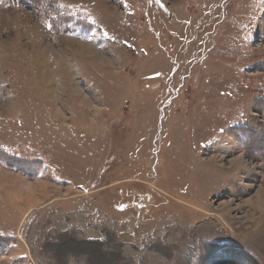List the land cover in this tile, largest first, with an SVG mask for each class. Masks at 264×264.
<instances>
[{
    "label": "rangeland",
    "instance_id": "1",
    "mask_svg": "<svg viewBox=\"0 0 264 264\" xmlns=\"http://www.w3.org/2000/svg\"><path fill=\"white\" fill-rule=\"evenodd\" d=\"M40 3L0 0V264H264V0Z\"/></svg>",
    "mask_w": 264,
    "mask_h": 264
},
{
    "label": "crops",
    "instance_id": "2",
    "mask_svg": "<svg viewBox=\"0 0 264 264\" xmlns=\"http://www.w3.org/2000/svg\"><path fill=\"white\" fill-rule=\"evenodd\" d=\"M15 170V171H13ZM11 171L16 172L24 177H27L25 175V173L18 171L17 169H13ZM14 174V173H12ZM38 179H41V177H38ZM25 196V195H24ZM22 203V201H17V198H15V202L12 204L10 203L6 209L3 211V214L0 215V219H5L7 220L6 224L0 222V235L1 236H8L11 237L13 239L16 240V244H20L18 245H12V247H10L6 254H10L9 258L10 259H14L15 255L11 256V253H16V249H18L21 246V249L23 248L24 250H26V248H24L22 246L21 243H18L20 241H23V243L25 242L24 239H22L21 237V228L23 227V222L25 221V219L28 217V214L31 212L33 205L31 198L25 196L23 199V202H27V204H29V206H26V208H23L24 206H20L19 203ZM10 209V210H9ZM9 211V212H8ZM19 250V249H18ZM19 258L24 259L25 261H27L29 259V254H27L26 252H20L19 253ZM16 256V257H18Z\"/></svg>",
    "mask_w": 264,
    "mask_h": 264
},
{
    "label": "trees",
    "instance_id": "3",
    "mask_svg": "<svg viewBox=\"0 0 264 264\" xmlns=\"http://www.w3.org/2000/svg\"><path fill=\"white\" fill-rule=\"evenodd\" d=\"M14 1H18L19 3H22L24 5H26L27 7H31V8H35L36 10H38L40 8L41 5V1L42 0H14ZM261 110L264 112V100L262 102L259 103ZM246 127H249L250 129H252V134L250 135L255 137V134H258V131H262V129H259L258 126H254V125H250V124H246ZM244 128V126L242 127ZM23 171V170H22ZM8 240H10L9 243H14L13 239L8 237V236H0V241H4L7 242Z\"/></svg>",
    "mask_w": 264,
    "mask_h": 264
},
{
    "label": "built area",
    "instance_id": "4",
    "mask_svg": "<svg viewBox=\"0 0 264 264\" xmlns=\"http://www.w3.org/2000/svg\"><path fill=\"white\" fill-rule=\"evenodd\" d=\"M150 85H149V83L148 84H146V86L145 87H149Z\"/></svg>",
    "mask_w": 264,
    "mask_h": 264
}]
</instances>
